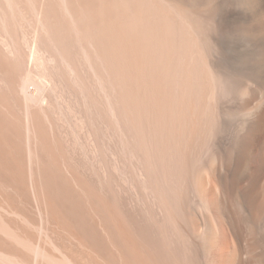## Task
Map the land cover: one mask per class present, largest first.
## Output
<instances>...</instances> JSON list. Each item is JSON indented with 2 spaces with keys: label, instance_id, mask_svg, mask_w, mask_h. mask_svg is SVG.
I'll list each match as a JSON object with an SVG mask.
<instances>
[{
  "label": "bare ground",
  "instance_id": "obj_1",
  "mask_svg": "<svg viewBox=\"0 0 264 264\" xmlns=\"http://www.w3.org/2000/svg\"><path fill=\"white\" fill-rule=\"evenodd\" d=\"M0 14L25 25L0 31L75 37L109 72L112 132L137 140L145 190L164 216L154 238L146 220L137 227L121 220L112 199L109 264L120 248L122 264H264V78L254 88L245 65L231 67L225 39L262 47L264 0H0ZM3 130L0 167L17 169ZM9 200L0 199V210L22 214ZM0 226L45 254L33 233ZM27 252L0 240V254L35 264Z\"/></svg>",
  "mask_w": 264,
  "mask_h": 264
},
{
  "label": "rangeland",
  "instance_id": "obj_2",
  "mask_svg": "<svg viewBox=\"0 0 264 264\" xmlns=\"http://www.w3.org/2000/svg\"><path fill=\"white\" fill-rule=\"evenodd\" d=\"M4 18L0 14V27L25 26L21 18ZM40 32L0 31L1 136L9 135L18 163L17 169L0 167V199H11L22 211L19 215L0 210V221L33 233L41 239L45 254L1 226L0 240L28 251L35 264H69L66 251L78 264H85L87 257L109 264L107 213L112 199L116 198L121 220H132L134 227L146 220L154 238L164 216L145 190L146 165L137 140L129 133L122 142L119 130L112 132L108 70L92 63L93 52L81 51L75 37ZM235 38L225 37L230 66L245 65L244 73L256 88L258 79L264 78V45L249 50ZM38 120L48 150L39 136ZM12 126L21 132L14 134ZM118 252L115 264H122L121 248ZM0 264L20 263L0 254Z\"/></svg>",
  "mask_w": 264,
  "mask_h": 264
}]
</instances>
